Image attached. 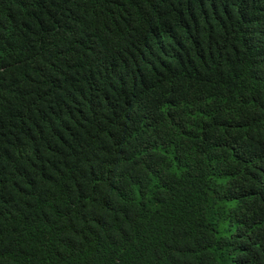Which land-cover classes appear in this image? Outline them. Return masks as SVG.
Returning a JSON list of instances; mask_svg holds the SVG:
<instances>
[{
	"label": "trees",
	"instance_id": "16d2710c",
	"mask_svg": "<svg viewBox=\"0 0 264 264\" xmlns=\"http://www.w3.org/2000/svg\"><path fill=\"white\" fill-rule=\"evenodd\" d=\"M0 264H264V0H0Z\"/></svg>",
	"mask_w": 264,
	"mask_h": 264
}]
</instances>
